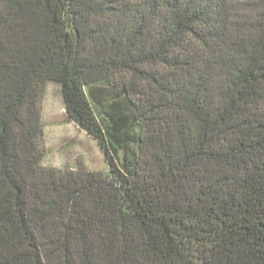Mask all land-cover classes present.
I'll return each instance as SVG.
<instances>
[{
  "label": "trees",
  "instance_id": "16d2710c",
  "mask_svg": "<svg viewBox=\"0 0 264 264\" xmlns=\"http://www.w3.org/2000/svg\"><path fill=\"white\" fill-rule=\"evenodd\" d=\"M0 264H264V0H0Z\"/></svg>",
  "mask_w": 264,
  "mask_h": 264
},
{
  "label": "rangeland",
  "instance_id": "374dc122",
  "mask_svg": "<svg viewBox=\"0 0 264 264\" xmlns=\"http://www.w3.org/2000/svg\"><path fill=\"white\" fill-rule=\"evenodd\" d=\"M46 149L43 165L55 168H75L106 174L108 166L97 140L89 137L74 123L65 121V109L58 84L47 83L41 102Z\"/></svg>",
  "mask_w": 264,
  "mask_h": 264
}]
</instances>
